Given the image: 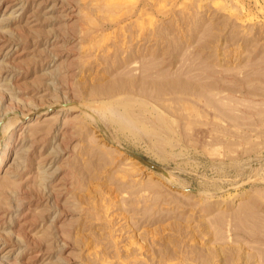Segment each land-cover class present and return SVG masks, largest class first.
Segmentation results:
<instances>
[{"label":"rangeland","instance_id":"rangeland-1","mask_svg":"<svg viewBox=\"0 0 264 264\" xmlns=\"http://www.w3.org/2000/svg\"><path fill=\"white\" fill-rule=\"evenodd\" d=\"M117 1L0 0V264H264V0Z\"/></svg>","mask_w":264,"mask_h":264},{"label":"water","instance_id":"water-1","mask_svg":"<svg viewBox=\"0 0 264 264\" xmlns=\"http://www.w3.org/2000/svg\"><path fill=\"white\" fill-rule=\"evenodd\" d=\"M149 165L155 167V165L153 163L147 162Z\"/></svg>","mask_w":264,"mask_h":264},{"label":"bare ground","instance_id":"bare-ground-1","mask_svg":"<svg viewBox=\"0 0 264 264\" xmlns=\"http://www.w3.org/2000/svg\"><path fill=\"white\" fill-rule=\"evenodd\" d=\"M115 2H118L117 0H115ZM106 3V2H105ZM113 3V2H112ZM109 4V3H108ZM117 4V3H116Z\"/></svg>","mask_w":264,"mask_h":264}]
</instances>
